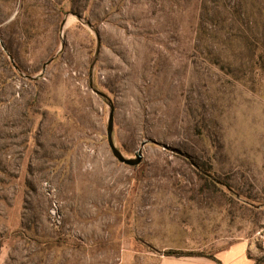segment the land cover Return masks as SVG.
I'll use <instances>...</instances> for the list:
<instances>
[{"label":"rangeland","instance_id":"1","mask_svg":"<svg viewBox=\"0 0 264 264\" xmlns=\"http://www.w3.org/2000/svg\"><path fill=\"white\" fill-rule=\"evenodd\" d=\"M234 242L264 264V0H0V264Z\"/></svg>","mask_w":264,"mask_h":264},{"label":"crops","instance_id":"2","mask_svg":"<svg viewBox=\"0 0 264 264\" xmlns=\"http://www.w3.org/2000/svg\"><path fill=\"white\" fill-rule=\"evenodd\" d=\"M159 264H253L248 255V245L234 242L217 251L213 257L208 256H164Z\"/></svg>","mask_w":264,"mask_h":264},{"label":"water","instance_id":"3","mask_svg":"<svg viewBox=\"0 0 264 264\" xmlns=\"http://www.w3.org/2000/svg\"><path fill=\"white\" fill-rule=\"evenodd\" d=\"M113 131H114V117L113 114L110 116V121H109V127H108V139L110 146L113 150L114 155L123 163H126L130 166H137L139 165L142 160H143V153L142 150L140 149L138 153L136 154V157L133 158H128L124 156L122 151L115 145L114 138H113Z\"/></svg>","mask_w":264,"mask_h":264},{"label":"trees","instance_id":"4","mask_svg":"<svg viewBox=\"0 0 264 264\" xmlns=\"http://www.w3.org/2000/svg\"><path fill=\"white\" fill-rule=\"evenodd\" d=\"M211 257H213V256H211ZM255 264H258V262H256Z\"/></svg>","mask_w":264,"mask_h":264}]
</instances>
